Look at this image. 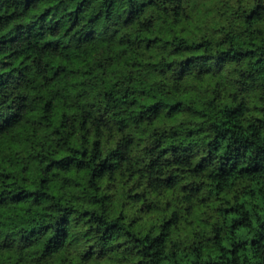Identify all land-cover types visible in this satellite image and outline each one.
<instances>
[{"label": "trees", "instance_id": "1", "mask_svg": "<svg viewBox=\"0 0 264 264\" xmlns=\"http://www.w3.org/2000/svg\"><path fill=\"white\" fill-rule=\"evenodd\" d=\"M0 264H264V0H0Z\"/></svg>", "mask_w": 264, "mask_h": 264}]
</instances>
